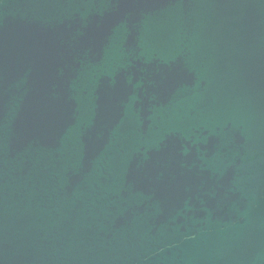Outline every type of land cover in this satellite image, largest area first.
Masks as SVG:
<instances>
[{
  "label": "water",
  "instance_id": "water-1",
  "mask_svg": "<svg viewBox=\"0 0 264 264\" xmlns=\"http://www.w3.org/2000/svg\"><path fill=\"white\" fill-rule=\"evenodd\" d=\"M0 111L143 264H264V0H0Z\"/></svg>",
  "mask_w": 264,
  "mask_h": 264
}]
</instances>
